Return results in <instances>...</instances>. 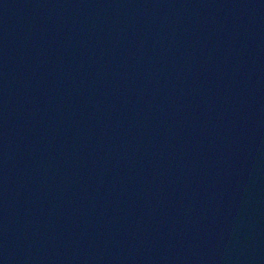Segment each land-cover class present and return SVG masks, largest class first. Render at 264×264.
<instances>
[{
    "label": "water",
    "instance_id": "1",
    "mask_svg": "<svg viewBox=\"0 0 264 264\" xmlns=\"http://www.w3.org/2000/svg\"><path fill=\"white\" fill-rule=\"evenodd\" d=\"M0 264H264V0H0Z\"/></svg>",
    "mask_w": 264,
    "mask_h": 264
}]
</instances>
